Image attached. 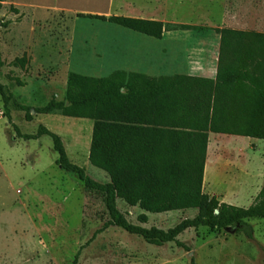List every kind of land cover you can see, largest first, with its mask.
I'll use <instances>...</instances> for the list:
<instances>
[{"label":"rangeland","instance_id":"obj_1","mask_svg":"<svg viewBox=\"0 0 264 264\" xmlns=\"http://www.w3.org/2000/svg\"><path fill=\"white\" fill-rule=\"evenodd\" d=\"M80 14L156 20L169 29L188 24L264 33V0H4L0 82L19 103L42 107L54 96L64 100L70 72L107 77L123 67L124 54L135 58L131 68L138 70L137 60L144 51L157 55L160 50L128 29ZM24 57L28 60L24 68L13 64ZM54 117L37 115L28 122L12 104L6 109L0 96V264H264L261 219L249 220L253 239L231 229L188 230L178 241L189 252L175 243L150 245L117 227L104 229L110 220L104 196L89 192L76 174L57 165L50 137L26 141L13 127L31 135L45 126L61 135L71 162L98 183H107V174L85 157L93 122ZM71 139L77 144H70ZM221 140L223 150L217 158L222 161L216 159L213 168L231 166L235 181H218L211 190L207 185L206 191H215L213 195L224 203L247 209L264 184V140ZM118 209L133 225L164 231L197 215V210L146 213L121 200ZM143 214L147 224L138 220Z\"/></svg>","mask_w":264,"mask_h":264},{"label":"trees","instance_id":"obj_2","mask_svg":"<svg viewBox=\"0 0 264 264\" xmlns=\"http://www.w3.org/2000/svg\"><path fill=\"white\" fill-rule=\"evenodd\" d=\"M3 2L0 0V7ZM79 17L109 22L158 40L165 31L214 30L221 36L216 79L154 78L125 71L92 77L70 72L65 99L54 96L42 107L19 103L0 82L5 108L12 104L28 122L37 115L91 120L89 163L107 174L105 184L72 163L60 136L45 126L30 135L13 125L17 136L26 141L43 136L52 139L57 165L76 174L89 192L104 196L110 214L104 229L120 228L157 247L175 243L187 252L190 248L178 237L188 230L231 229L253 239L249 220H264V186L253 205L244 209L205 194L203 185L209 133L264 140V34L188 24L169 29L161 21L124 16ZM27 63L25 57L13 62L22 68ZM119 200L146 213L197 210V215L167 231L148 229L129 223L118 209ZM138 220L148 222L144 214Z\"/></svg>","mask_w":264,"mask_h":264},{"label":"crops","instance_id":"obj_3","mask_svg":"<svg viewBox=\"0 0 264 264\" xmlns=\"http://www.w3.org/2000/svg\"><path fill=\"white\" fill-rule=\"evenodd\" d=\"M241 31H245V30H241ZM256 32L264 34L263 32H259V31ZM131 33L144 37L143 39H145L146 41L144 40L143 43L146 42L151 45H156L157 49L160 48V50L159 52H157L158 53L157 55H149V53L144 51L143 54H141L139 56V59L137 60L139 66L138 70H133L131 68V65L134 64L133 62L135 61V58H133L131 54H129V56H126L128 54H124L123 57L125 63L123 67L117 68L116 71H125L128 73L130 72L140 73L148 77H154V78L172 77V76L181 75V76H189V77L203 78L209 80L216 79L220 45H221V36L214 30L165 31L162 39L160 40L133 31H131ZM180 49L183 50L184 53L182 54L179 53ZM128 57H130L129 61L127 60ZM54 118H57L56 115ZM59 136L62 139L68 154V147L64 139L61 137V135ZM225 137L229 139L230 137L235 138L238 136L209 133V144H208L207 159L205 164L203 192L205 194H211L210 196H214L213 194L216 193L215 191L207 192L206 191L207 185L211 190V187L212 188L215 187L218 184V181L219 182H223L225 180L226 181L229 180V182L235 181V176H236L235 171L231 169V166H227L226 164H223L222 166L218 165L216 166L217 168H213L214 164H212V163L218 164V162L215 161L216 159H218L217 157L220 154V150H223V146H222L223 142L221 138L224 139ZM71 143L73 144V146L74 144L76 145L77 144L76 139L70 141V144ZM90 146H91V141L87 140V144L85 146L84 152H85V157L88 160L90 154ZM77 154L78 152H76L75 155ZM68 157L69 159H71L69 154ZM221 158L222 157H220V159ZM220 159H218V161L221 162L222 159L221 160ZM220 169H222L221 173L219 171ZM263 186L261 187L260 191L262 190ZM233 189L235 190L234 187ZM260 191L258 192V194L260 193ZM217 198L220 202H223L222 199H220L218 196Z\"/></svg>","mask_w":264,"mask_h":264},{"label":"water","instance_id":"obj_4","mask_svg":"<svg viewBox=\"0 0 264 264\" xmlns=\"http://www.w3.org/2000/svg\"><path fill=\"white\" fill-rule=\"evenodd\" d=\"M216 213H218V212H216ZM227 230H230V229H227Z\"/></svg>","mask_w":264,"mask_h":264}]
</instances>
